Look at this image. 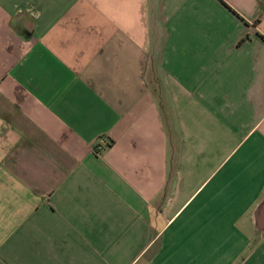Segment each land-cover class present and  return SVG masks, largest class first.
Returning <instances> with one entry per match:
<instances>
[{"label":"crops","instance_id":"0c3cea01","mask_svg":"<svg viewBox=\"0 0 264 264\" xmlns=\"http://www.w3.org/2000/svg\"><path fill=\"white\" fill-rule=\"evenodd\" d=\"M0 264H264V0H0Z\"/></svg>","mask_w":264,"mask_h":264},{"label":"built area","instance_id":"2783aa9c","mask_svg":"<svg viewBox=\"0 0 264 264\" xmlns=\"http://www.w3.org/2000/svg\"><path fill=\"white\" fill-rule=\"evenodd\" d=\"M99 149H101V147H99Z\"/></svg>","mask_w":264,"mask_h":264}]
</instances>
